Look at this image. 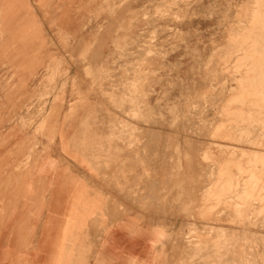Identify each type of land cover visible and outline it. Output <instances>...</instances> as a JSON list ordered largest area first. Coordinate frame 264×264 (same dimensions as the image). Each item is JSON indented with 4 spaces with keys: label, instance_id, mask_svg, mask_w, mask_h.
<instances>
[{
    "label": "crops",
    "instance_id": "1",
    "mask_svg": "<svg viewBox=\"0 0 264 264\" xmlns=\"http://www.w3.org/2000/svg\"><path fill=\"white\" fill-rule=\"evenodd\" d=\"M151 1L119 8L117 1L103 0H0L5 31L0 34V90L2 80L12 71L15 75L10 91L0 92V120L25 104L23 95L37 88L40 75L49 76L51 68L53 73L54 58L65 62L68 75L63 103L55 106L53 97L47 99L41 135L33 129L22 133L18 126L0 130V197H5L0 264L176 263L169 250L181 249L180 241L172 247L171 233L182 223V197L172 194L167 199L172 208L155 203L147 211L118 198L145 197V181L133 195L145 170V123L125 114L133 76L123 77L141 53L119 49L135 39L140 23L129 22V13L100 12L136 11ZM2 63L11 66L2 68ZM142 86L145 93V82ZM178 90L175 84L173 97ZM142 103L145 118V98ZM110 122L136 125L143 144L120 143L117 138L126 139L129 131L113 129ZM113 202L125 203L127 211L119 214Z\"/></svg>",
    "mask_w": 264,
    "mask_h": 264
},
{
    "label": "rangeland",
    "instance_id": "2",
    "mask_svg": "<svg viewBox=\"0 0 264 264\" xmlns=\"http://www.w3.org/2000/svg\"><path fill=\"white\" fill-rule=\"evenodd\" d=\"M103 1L121 8L136 0ZM100 12L129 13V22L140 23L135 39L119 49L141 53L123 77L133 76L125 114L145 123V170L133 192L137 196L145 181V197L118 198L147 211L155 203L172 208L168 197H182V223L171 233L172 247L180 241L181 249L169 250L175 264H264V0H153L136 11ZM3 17L0 6V34ZM51 65L53 73L40 75L37 88L23 95L25 104L1 118L0 130L18 126L42 134L47 99L62 104L68 81L65 62L54 58ZM14 78L12 71L2 80L1 93L10 91ZM175 84L179 95L173 97ZM110 126L129 131L120 143L143 144L136 125ZM124 204L113 202L114 210L124 213Z\"/></svg>",
    "mask_w": 264,
    "mask_h": 264
},
{
    "label": "bare ground",
    "instance_id": "3",
    "mask_svg": "<svg viewBox=\"0 0 264 264\" xmlns=\"http://www.w3.org/2000/svg\"><path fill=\"white\" fill-rule=\"evenodd\" d=\"M243 152L246 151V150H242ZM264 180V179H263ZM264 191V190H263ZM6 261V260H5ZM2 262V261H1Z\"/></svg>",
    "mask_w": 264,
    "mask_h": 264
}]
</instances>
